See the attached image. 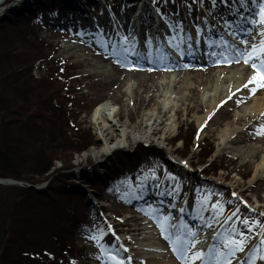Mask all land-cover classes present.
Listing matches in <instances>:
<instances>
[{"label":"rangeland","instance_id":"obj_1","mask_svg":"<svg viewBox=\"0 0 264 264\" xmlns=\"http://www.w3.org/2000/svg\"><path fill=\"white\" fill-rule=\"evenodd\" d=\"M31 1L27 3H31ZM202 1L204 2L202 3ZM240 2H242V0H192L188 5L191 6V9H189L188 14H186L184 11L188 7H182L178 4L177 0H159L157 6L161 8L163 20L166 23L161 25L156 31L151 30L147 33L146 30H144V33L155 36L158 40L159 48L164 44L167 49L173 48L177 41L176 38L182 33H189V31L193 33L200 32V28L205 31L204 34H199L202 37L201 40H205L209 46L216 47V45H219L223 47L224 44H228V37L234 41L236 46H242L244 43L242 33H240V30H235L234 25L238 22V17L240 16L244 17L251 26L253 25L255 31L262 32L264 26L259 23L254 24L252 21L259 20V13L261 7L264 6V0H256L255 2L253 0L252 2L251 0H245L242 4ZM127 7L129 8V6ZM127 7L123 6L122 8L127 11L129 10ZM227 12L229 15H227ZM14 13L16 12H13V14ZM75 17L76 14L72 13V15H70L65 10H60V8L57 12L52 14L44 10L40 12L38 28L41 26L43 29L38 30L36 28L37 32L34 30L32 33H35V36L39 38L41 43L44 42L48 52H51V50L53 52L50 56V60L37 70L34 68L32 74L38 79H43L45 76H50V78H52L57 71L59 73V70L64 72L65 78L69 82L68 90L70 94L75 95L77 99L75 103L78 108L75 107L77 108L76 110H71V116L73 118L71 120L74 122V128L77 132L81 134L84 133L83 136L91 133V139L83 137L80 144H77L75 143L76 130L61 128V131H58V129L55 131L58 121L52 122L54 126L52 133V128L47 129L48 126H45L44 121L42 124L41 121L39 122L37 120L26 122L22 120L19 122L20 118H18L14 119L15 122L11 124V130H13V127L20 128L19 133H22V135L18 136L21 137V140L19 141V145H15L14 149L16 150L13 149L15 153L13 156L17 158L20 150H24L25 147H28V142L33 144L32 141H35L36 143L33 144L34 150L26 149L24 151L28 165H35L42 160L57 157L59 152H54L53 150L52 153L46 150V148L52 144V141L47 140H53V134L57 132L56 138L61 140L65 145V149L69 152L81 150L78 153H73L74 164L84 166L92 161L91 163H95L97 165V170L100 169L102 173L104 162L110 159L120 147L114 148L109 154H93L98 152L104 145L103 140L97 135L96 128L91 119L97 106L110 100L115 107L119 109L121 125L128 120L132 124L137 123L142 115L143 109L147 105L146 100L148 96L156 93V90L151 85H158L165 75L179 74L186 70L199 68V74L195 72L199 80L197 84L206 83L210 75L203 74L208 72L206 69L207 66L204 64H194L189 68L181 66V69L173 70L168 68H140L130 63L122 67L123 71L115 73L116 76L121 75L122 77L130 75L129 79L131 82L138 84L134 92L135 102L129 101L128 97H130V94L126 92V84L116 83L113 80L114 77L112 74L95 73L86 62H80L76 55L65 53V45H67L69 41L83 43L82 40H79L80 37L78 36L79 33H83L82 24L79 23L78 20L72 22L73 18L76 19ZM86 25L88 24L86 23ZM118 27L123 28L119 24ZM98 28L100 37L99 35H96V37L90 35L93 40L92 42L103 40L105 36V29L102 26ZM27 29L28 28H22L19 24L6 27L3 25L0 28V58L7 55L10 51H15V53L19 54L27 52V49L22 48L19 50V47H14L18 44L15 39L23 35L19 34L21 36H18L17 34L24 33V35H27ZM210 30H212L213 33H210ZM122 36L124 37V35ZM260 41L261 40L257 42L260 44ZM8 44H13V46H9ZM125 44L126 42L124 40L123 43L120 42L121 48L125 49L128 47L127 44L126 46ZM209 53H211L210 55L213 58H222V55H227L228 52L213 49ZM239 63H241V61L237 60L228 64L232 66V64ZM225 66L226 64L222 63L221 66L216 67V70L218 68H224ZM140 70L141 73L139 75ZM27 73L28 69L26 68L21 74L22 80L27 81ZM64 74L61 75L59 73L58 76H64ZM193 86L195 85L193 84ZM39 87L40 85L37 84L36 88L32 89L34 91ZM197 96L198 93L194 95L195 98H197ZM194 100V98L188 100L179 107L176 131L171 137H168V141L166 142L168 148L172 149V155L188 164L187 167L177 166L184 174L188 169L191 171V164L199 165L201 158L205 159L207 156H210L219 144L218 127L213 126L214 122H210L205 130H200L194 118L196 112ZM151 104H153V102ZM24 126H26V129ZM196 128L199 130L197 132L198 134L193 136V132ZM47 131L52 135L48 136L49 133ZM187 131L192 134V137H188ZM250 131L257 130L252 129ZM251 133L258 135V132ZM3 136H5V134H3ZM128 139V143L121 148H131V146L140 142L164 147L157 144L158 142L155 140H140L135 142L131 136H129ZM251 141L253 143L258 141L262 142V140L257 139ZM12 143L15 144L16 142L13 141L11 144ZM22 143L24 146H22ZM8 144L7 142V145ZM17 147L19 149H17ZM4 149L6 150V148ZM177 154H180V156L182 154L183 158H187V160L181 159ZM211 157L213 158L211 159ZM214 159H216V161H214L211 166L217 165L219 169L214 173L215 175L207 176V181L214 184L210 187L204 185L191 188L186 180H183V182H180L178 185L176 176L164 173L163 168L159 165H155L156 168L151 165L144 169L141 175L131 180L120 182L117 186L113 187L109 193L105 195V201L101 203L107 208L106 216L109 217V221L105 225H102L100 221L104 218L99 209L92 208L89 211L90 220L93 223L99 222L100 225L98 228H94L95 224L93 225L92 223L93 226L91 225V227L93 229L88 230L89 234H86L87 236L84 237L87 250H83V253H89V255L86 254L88 259L80 258L79 253H82L81 249L85 247L81 242H78L77 247H80V249H77L74 256L75 259L69 262V264H116V260L122 261L123 264H139L135 244L137 236H139L140 233V221L144 218L150 221L155 220L157 226L164 223L165 229H168L171 224V217L174 218L176 213L172 210L168 211L170 209L169 204L172 203L171 201L173 200L169 199L168 201H170V203L168 201L165 202L161 199V196L163 194L174 195V191L177 192V195L184 194V191L185 193L191 191V194L189 193V202L196 209L194 212L195 217L201 218V222L207 219L206 221L211 224L210 230L218 229L219 241L222 244L225 237H232L244 241V250H237L233 255L232 262L241 259L242 264H264V260L259 259L260 255H264V227L262 228L264 223V177H261L262 175H257L255 180L252 181L255 170L252 156L246 157V155L239 156L232 152H218L215 155L213 153L210 157H207L203 164H206V167H208L209 162ZM61 167V163L55 161L54 166L48 171L45 178L36 177L30 180L38 184H49L48 181L52 180L53 177H57V175H55L57 172L51 173V171L55 169L59 170ZM201 168L202 167H198V172L194 169L195 172H190L191 175L200 174L202 171ZM0 178L4 180L14 179L12 177ZM235 181H238L237 185H233ZM148 187H151V190H148ZM149 191L155 193L158 199L151 198L147 200L146 197L150 194ZM31 192L33 191H29L27 194ZM215 193H217L216 205L212 208L213 210L207 212L205 209L209 206V202L212 200L215 201L216 197H213ZM233 194L235 195L234 197H232ZM25 196L23 197L24 199L26 198ZM90 196L92 197L93 195L91 194ZM180 198L182 197L176 198V203H178ZM29 203L41 206L33 198L29 199ZM20 204L22 207H26L22 201ZM166 204H168L167 207ZM164 212H166V214ZM169 213L170 216L168 217ZM238 216L245 217V221L248 223L245 224L244 221L241 220L240 224H235L234 221ZM164 217H168L166 222L164 221ZM253 219L256 221L254 222ZM257 220H259V222ZM163 233L166 234L167 232L164 231ZM112 235H117L118 241L115 242ZM93 237H95V239H93ZM112 257L116 259L114 260ZM145 260L143 264H148V261Z\"/></svg>","mask_w":264,"mask_h":264},{"label":"bare ground","instance_id":"obj_2","mask_svg":"<svg viewBox=\"0 0 264 264\" xmlns=\"http://www.w3.org/2000/svg\"><path fill=\"white\" fill-rule=\"evenodd\" d=\"M3 1L5 0H0V3ZM143 10L144 8L141 9V11ZM76 20L73 18L72 22H76ZM246 23L242 19L239 25L236 24V27L239 29ZM88 32L92 36L97 35L93 29ZM89 34L82 35L83 43L69 41L65 45V53L76 55L80 62H86L95 73L112 74L116 83L126 84V92L130 94L128 99L135 102L134 92L138 84L131 82L130 75L124 77L115 75L116 72L123 71L122 61L117 56L121 52L128 54L129 49L122 50L120 45L113 44L107 38L101 43L92 42L87 39ZM192 39L190 37L184 38L186 43L191 42ZM261 39H264L261 32L247 35L246 41H251V46L256 45L258 53L257 56L249 59L248 63L244 62L247 57L240 56L243 60L241 64L228 65L216 70V66L220 65L221 62L211 63L213 59L208 58V72L203 73L210 75L206 83L197 84L199 81L196 76L197 72L199 74L198 69L165 75L158 85H151L156 93L148 96L147 105L137 123L132 124L128 120L121 125L119 109L110 100L97 106L91 119L97 135L103 140L104 145L93 154H109L114 148H121L126 145L129 136L135 142L155 140L158 142L157 144L166 147L167 152L172 154V149L168 148L166 142L168 137H171L176 131L179 107L194 98L196 107L194 118L200 130H205L210 122H214L213 126L218 127L219 144L216 153L232 152L239 156H252L255 165L252 181L257 175L264 177V135L251 133L261 132L262 126H264V87L261 86L264 84V79H262L264 68H261V60H264V56L259 55L260 44L256 42ZM194 43L199 44L195 40ZM246 46L242 50L244 52L250 51L251 48L248 49ZM204 49L206 50L207 47ZM233 57L235 56L230 55V58L233 59ZM253 68H257V70L254 72ZM258 71L261 73L258 74ZM140 73L141 70L139 75ZM196 93H198L197 98L194 97ZM152 102L153 104H151ZM252 129L257 131H250ZM253 139L262 140V142L253 143L251 141ZM237 184L238 181H235L233 185ZM163 195L165 202L170 199V196ZM187 205L188 203L182 197L181 203L175 210L182 212L181 209ZM187 208L189 207L187 206ZM189 214H191L190 211ZM175 216L176 218L172 221L173 224L168 232L174 235V239L180 236L187 240L186 234L190 233L194 224L191 222L183 223L181 213ZM206 220L202 224L195 225L197 228L202 227V229L196 230V235L192 237L191 240L195 241V247L191 248L188 255L201 252L203 259L193 260L192 264H204V259L216 264L217 253L223 249L220 247L217 252L215 251L216 254L213 252L212 244L217 239L218 233L215 230H210V223ZM140 226V233L135 244L139 264H143L145 259H147L145 261H148V264H184L183 260L177 258V253L173 251V247L168 245L169 241L162 235L161 228L158 229L155 221H146L144 218L141 219ZM203 227H208V229L205 230ZM223 251L226 252L227 250L224 249ZM228 259L231 260L230 257ZM236 264H239V261Z\"/></svg>","mask_w":264,"mask_h":264},{"label":"trees","instance_id":"obj_3","mask_svg":"<svg viewBox=\"0 0 264 264\" xmlns=\"http://www.w3.org/2000/svg\"><path fill=\"white\" fill-rule=\"evenodd\" d=\"M34 23L32 17L0 20V28L3 25L6 27L19 24L22 28H28L29 33L24 35L17 32L18 36L23 35L15 39L18 44L14 47H19V50L27 49L26 53L10 51L0 58V177H12L25 184H0V264H60V260L65 258L63 252L66 253L67 247L76 243L75 230L86 217L80 202L85 198V192L79 184L72 181L71 172L75 167L73 153L81 150L69 152L61 140L56 138L57 132H54L55 141L48 139L52 144L46 150L59 152L57 157L28 165L24 151L34 150L35 141H32L33 144L28 142V147L21 149L17 158L13 156L15 145L20 144L21 137L18 136L22 135L19 133L20 128L13 127L11 130L14 119L20 118L19 122L37 120L41 121V124L44 121L47 129L52 128L51 131L54 129L53 123L58 121L55 131H61V128L76 130L71 120V110L78 108L75 103L77 99L68 90L69 82L64 72L59 71L64 76H58V71H55L52 78L45 76L43 79H38L32 74L34 68L50 60L53 52H48L44 42L41 43L35 33H32L36 31ZM26 68L27 81L21 79V74ZM37 84L40 87L33 91L32 88H36ZM24 128L26 129V126ZM48 133V136L52 135ZM186 133L189 138L192 137L189 131ZM83 134L76 130L75 143L80 144L83 137L91 139V133L84 136ZM13 141L16 143L11 144ZM134 155L132 159L137 160ZM121 158L117 166L110 163L107 167V175L111 181L124 176L128 169L133 167L132 163L134 167L139 164L123 155ZM206 158H201L199 164H203ZM55 161L62 165L59 170L51 171L57 172V177H53L46 188L36 189L34 185L38 183L30 179L45 178ZM29 191L33 192L27 194ZM96 197L100 198L101 194L96 193ZM32 198L41 206L29 203ZM21 201L26 207L21 206Z\"/></svg>","mask_w":264,"mask_h":264},{"label":"snow or ice","instance_id":"obj_4","mask_svg":"<svg viewBox=\"0 0 264 264\" xmlns=\"http://www.w3.org/2000/svg\"><path fill=\"white\" fill-rule=\"evenodd\" d=\"M252 23H259L260 25L264 26V6L261 7L260 13H259V20H253ZM261 36H264V30L261 32ZM243 43V42H242ZM241 57H247V59H244L245 63H248V60L251 59L254 56H257V47L256 45L251 46L250 51H245L240 54ZM259 55L264 56V39H261L260 41V47H259ZM255 66V65H253ZM261 68H264V60H261ZM264 79V77H262ZM264 87V84L261 85ZM258 134L264 135V126H262V131ZM183 211V209H181ZM168 217H164V221L166 222ZM245 224H247V221H244ZM162 233L166 231L164 227V223L160 224ZM190 237H194L195 233L190 232ZM95 239V237H93ZM165 239H169L170 242L173 244V251L177 253V258L184 261V264H192L193 260H200L203 259V255L201 252H195L193 255L189 256L188 253L191 250V248L195 247V241L194 240H185L182 239V237L178 236L175 240H171L169 236H165ZM244 241L243 240H237L232 237H225L223 240V249H227V251H219L216 256V264H231V261L228 259V257L233 256L237 250L243 251ZM112 259H116L115 257H112ZM259 259L264 260V255H260ZM116 264H123L122 261L116 260Z\"/></svg>","mask_w":264,"mask_h":264},{"label":"water","instance_id":"obj_5","mask_svg":"<svg viewBox=\"0 0 264 264\" xmlns=\"http://www.w3.org/2000/svg\"><path fill=\"white\" fill-rule=\"evenodd\" d=\"M0 182H2V181L0 180Z\"/></svg>","mask_w":264,"mask_h":264}]
</instances>
